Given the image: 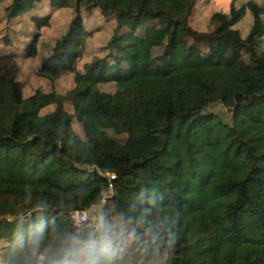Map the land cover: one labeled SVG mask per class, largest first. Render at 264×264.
Wrapping results in <instances>:
<instances>
[{
	"label": "trees",
	"instance_id": "16d2710c",
	"mask_svg": "<svg viewBox=\"0 0 264 264\" xmlns=\"http://www.w3.org/2000/svg\"><path fill=\"white\" fill-rule=\"evenodd\" d=\"M8 1L6 20L18 21L42 1L54 10L71 9L74 17L38 69L49 80L72 75V89L24 97L12 78L0 95V241L10 247L5 261L14 264L18 235L41 215L68 223L71 212L101 205L104 187L111 215L122 223L151 209L137 238L163 254L165 264H264V56L256 51L264 5L248 0L237 8L232 0L227 13L211 15L212 30L202 32L190 26L198 0ZM82 9H97L115 22L106 53L92 59L84 77L76 75L90 35ZM247 11L252 24L243 38L234 27ZM30 19L37 30L49 26L48 16ZM150 20L168 26L161 57H173L156 75L145 70L158 36L124 33ZM184 39L191 41L188 50L205 45L214 61L188 64L174 57ZM239 52L250 68L224 65V54ZM37 54L34 38L23 56ZM102 83L119 91L103 92ZM5 104L10 110L2 109ZM212 105L228 110L230 121L207 112ZM101 117L122 126L126 142L109 137Z\"/></svg>",
	"mask_w": 264,
	"mask_h": 264
},
{
	"label": "rangeland",
	"instance_id": "374dc122",
	"mask_svg": "<svg viewBox=\"0 0 264 264\" xmlns=\"http://www.w3.org/2000/svg\"><path fill=\"white\" fill-rule=\"evenodd\" d=\"M230 2L232 0H229ZM263 3L260 5H264ZM8 0H0V95L5 89V85L9 79L14 78L22 84V93L24 97L32 95L36 90L42 92L54 91L65 95L73 87V76L63 75L59 78L49 80L38 74L41 61L47 57L57 41L67 30L69 23L74 17L71 9L54 10L49 8L48 1L36 5L35 9L18 21L6 20L4 17V8L8 4ZM245 0H234V6L240 7ZM228 0H198L194 6L193 13L190 18V26L196 31L209 32L212 30V24L208 16L213 13V10H228ZM205 13V15H203ZM85 30L90 34L86 42V57L84 61L78 64L77 76L84 77L90 74L91 61L94 58H101L106 53L105 45L109 40L115 22L112 17L103 18L100 12L92 10L86 13L83 9L80 13ZM36 16L41 18L48 16L49 26L37 30L31 23L30 17ZM249 16H251L249 14ZM209 19V20H208ZM252 24V18H243L234 28L237 29L241 36L245 38ZM264 24V23H263ZM149 30L156 36L158 41L156 46L151 50L152 64L145 70L148 75H156L166 69L168 61L173 57H169L166 61L162 60V52L166 45V38L169 34L168 26L162 20H150L139 24L136 31L133 33L129 29H125L124 33L127 36H142L143 33ZM36 40V49L38 54L34 58H24L25 50L31 45V42ZM258 46L256 47L257 54L264 56V25H262L257 34ZM191 41L184 39L177 45L174 57L180 61L192 63H211L214 58L206 51L205 45H197L191 47ZM192 50V51H191ZM8 56V57H7ZM4 57L8 59L2 60ZM223 63L229 67L250 68L251 64L247 56L243 52L237 55H223ZM114 64L109 61L108 68L114 69ZM126 68L128 66L126 65ZM96 76V75H95ZM99 89L106 93H115L119 91L117 85L111 83H102ZM7 96V95H6ZM68 108V104H66ZM10 106L6 104L3 110L7 111ZM207 112L219 114L223 121L229 122L230 116L228 110L221 105H212L207 108ZM102 130L111 138H114L120 143L127 140L126 132L122 126L113 121L107 120L104 117L100 119ZM73 130L82 137L80 126L73 122ZM108 191L103 194L101 205L96 206L97 211L103 210L105 215L118 223L123 224L120 220L111 215V205L106 199ZM104 208H106L104 210ZM117 262L120 264H165V256L159 251H150L147 242L142 238H136L127 243L119 252Z\"/></svg>",
	"mask_w": 264,
	"mask_h": 264
},
{
	"label": "clouds",
	"instance_id": "9594fccd",
	"mask_svg": "<svg viewBox=\"0 0 264 264\" xmlns=\"http://www.w3.org/2000/svg\"><path fill=\"white\" fill-rule=\"evenodd\" d=\"M150 212L146 207L142 215L126 218L123 224L109 219L102 209L63 224L41 215L18 235L14 264H117L121 249L137 238L136 228L149 224ZM168 236L171 242L170 228Z\"/></svg>",
	"mask_w": 264,
	"mask_h": 264
},
{
	"label": "crops",
	"instance_id": "0c3cea01",
	"mask_svg": "<svg viewBox=\"0 0 264 264\" xmlns=\"http://www.w3.org/2000/svg\"><path fill=\"white\" fill-rule=\"evenodd\" d=\"M246 1H248V0H245V2ZM252 1H254L255 3H257V4H261V3H263V1L262 0H252ZM244 2V3H245ZM230 1L228 0V4L230 5ZM228 9H229V6H228ZM214 12L213 13H215V12H219V10H213ZM221 12H223V13H227L228 12V10H223V11H221ZM213 13H210V15L208 16V18L210 19V17H211V15L213 14ZM249 12L247 11L246 12V14H245V17L244 18H248L249 17V19H250V17L251 16H249ZM203 15H205V13L203 14ZM252 18V17H251ZM208 19V20H209ZM85 57H86V53H84V55H83V58L81 59V61H84L85 60ZM79 64V63H78ZM78 64H77V67H76V72L78 73ZM108 193V192H107ZM110 192L107 194V196H109L110 197ZM109 197H107L106 199H108ZM97 209V207H93V208H91L89 211H88V213L90 212V211H92V210H96ZM10 249V247H9V245L8 244H5L4 242H2V241H0V264H8L7 263V261H5V258H6V256H7V251Z\"/></svg>",
	"mask_w": 264,
	"mask_h": 264
},
{
	"label": "built area",
	"instance_id": "2783aa9c",
	"mask_svg": "<svg viewBox=\"0 0 264 264\" xmlns=\"http://www.w3.org/2000/svg\"><path fill=\"white\" fill-rule=\"evenodd\" d=\"M114 176H110V179H113ZM71 218H73V216H82V217H86L89 215L88 211H74L71 212Z\"/></svg>",
	"mask_w": 264,
	"mask_h": 264
},
{
	"label": "water",
	"instance_id": "95a60500",
	"mask_svg": "<svg viewBox=\"0 0 264 264\" xmlns=\"http://www.w3.org/2000/svg\"><path fill=\"white\" fill-rule=\"evenodd\" d=\"M78 168L83 169V170H84V169H87V170H89L90 172H92V171L94 170V168L89 169V168H87V167H78ZM102 190H103L104 192H106V189H105L104 187L102 188ZM90 212H91V211H90ZM90 212H89V213H90Z\"/></svg>",
	"mask_w": 264,
	"mask_h": 264
}]
</instances>
